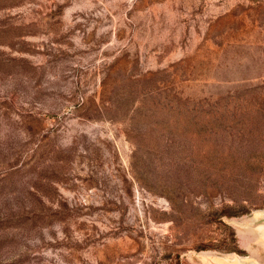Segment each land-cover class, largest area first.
Segmentation results:
<instances>
[{
  "label": "rangeland",
  "instance_id": "1",
  "mask_svg": "<svg viewBox=\"0 0 264 264\" xmlns=\"http://www.w3.org/2000/svg\"><path fill=\"white\" fill-rule=\"evenodd\" d=\"M0 264H264V0H0Z\"/></svg>",
  "mask_w": 264,
  "mask_h": 264
}]
</instances>
